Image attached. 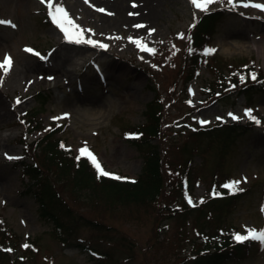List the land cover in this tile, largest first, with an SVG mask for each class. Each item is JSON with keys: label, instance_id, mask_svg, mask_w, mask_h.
Instances as JSON below:
<instances>
[{"label": "rangeland", "instance_id": "obj_1", "mask_svg": "<svg viewBox=\"0 0 264 264\" xmlns=\"http://www.w3.org/2000/svg\"><path fill=\"white\" fill-rule=\"evenodd\" d=\"M243 2L222 0L204 12L190 0H156L157 17L146 25L145 0H54L85 39L98 42L93 46L69 42L41 0H0V20L15 25L0 24V62L12 59L9 71L0 69V229L12 235L0 232V264H212L195 258L214 250L202 244L213 233L264 229V83L256 84L264 79V11ZM217 12L215 34L191 48L196 24ZM148 107L160 117L158 136L143 147L160 152L158 201L110 206L60 183L59 196L73 211L115 229L107 238L81 231L93 255L57 242L17 164L37 163L47 176L27 144L52 126L67 150L87 148L105 171L136 179L143 157L126 136L145 123ZM241 122L249 127L238 128ZM232 180L244 194L229 204L222 185ZM29 240L34 244L24 247ZM220 264H264V247L253 241L243 259Z\"/></svg>", "mask_w": 264, "mask_h": 264}, {"label": "trees", "instance_id": "obj_2", "mask_svg": "<svg viewBox=\"0 0 264 264\" xmlns=\"http://www.w3.org/2000/svg\"><path fill=\"white\" fill-rule=\"evenodd\" d=\"M221 18L222 14L219 12L214 15L211 13L205 14L194 29L191 48L198 50L201 44L207 43L215 34L217 23ZM198 26L199 29L197 31ZM232 73L233 76L236 75V72ZM233 76L230 75V77ZM237 76L239 77V74ZM227 85L233 86L234 83L229 80ZM248 87L253 86L250 85ZM158 113L157 109L151 110L148 107L145 123L136 129L137 132H127L128 136H126V139L140 147L141 151H139L144 162L141 175L134 180H129L118 173H113V175L121 177L119 180L111 176H98L96 167L87 156L76 155L65 149L64 142L61 138H58V133L55 129L45 132L41 138L27 145L28 147H35L36 153L42 157L43 171H46L47 176L37 167V163L34 165V163L19 161L17 164L18 167L24 169L26 176L30 178L31 182L27 186L29 193L34 195L35 199L40 202V216L52 221L55 227L54 238L57 242L67 246L83 247V251L96 253L94 249L90 248L81 239V231L88 230L107 238L115 229L103 221H97L73 211V208L69 207L59 196L57 187L60 183L67 182L75 192L86 191L94 195V197L100 195L110 206H126L127 204L140 206L154 204L158 201L164 189L160 152L155 147H152L150 151H146L143 148L149 145L151 136H158L157 133L160 131ZM245 126L244 124H237L238 128H245ZM34 187H37V190H34ZM242 194H244L243 189L242 191L234 190L230 191V193L227 192L225 197L231 204L236 202L237 198ZM0 232L6 235V238L12 236L9 234L10 230L8 228L5 229L3 227ZM235 233L234 231L229 232L227 235L225 233L219 235L213 233L210 236V240H204L202 244L206 246L210 244L214 250L198 254L195 260L205 259L206 262L220 264L225 260L234 262L243 259L252 248L253 241L237 243L233 239V234ZM25 243V245L29 246L33 245L34 241L29 240ZM94 264L107 263L97 260Z\"/></svg>", "mask_w": 264, "mask_h": 264}, {"label": "snow or ice", "instance_id": "obj_3", "mask_svg": "<svg viewBox=\"0 0 264 264\" xmlns=\"http://www.w3.org/2000/svg\"><path fill=\"white\" fill-rule=\"evenodd\" d=\"M85 2H88V0H85ZM190 2L193 4V6L200 10L207 12L209 9V6L214 4V3H219L222 2V0H190ZM41 3H47L49 7V15L53 21L54 24H56L60 30L64 33L65 38L69 42H75V43H87V44H92L93 46H96L98 44L97 41H93L91 39H85L83 36V29L80 28L79 25L75 24V22L71 19L69 16L68 12L66 9L60 5V4H55L54 0H41ZM228 3L230 5H233L235 7V0H228ZM135 6V5H133ZM241 6L247 8V7H253L256 9H259L261 11H264V3H255L253 0H246V2H243ZM101 12H104V9H98ZM111 15L112 13H108ZM131 15V14H130ZM0 24H8L12 27H15V25H12L10 21H4L0 20ZM135 27H143V25H135ZM154 31V30H151ZM150 31V34H151ZM181 38L183 36L181 35ZM131 39V38H129ZM134 43H137L138 46L144 50V51H149L152 52L153 54L155 53V49H149L146 48L141 41H133ZM100 47H107L106 45L100 44ZM26 52H31L35 55H39V53H35L34 50L32 49H25ZM208 51H213V50H208ZM41 59H45L44 57H41ZM12 67V59L10 56H5L2 62H0V69H3L5 72L9 71ZM252 78L255 79V74H252ZM243 80L244 78L241 77ZM20 101L17 100V103ZM231 115V114H230ZM245 115L249 117V119L255 120L256 118L252 116L251 110H246ZM233 119H239V117L233 116ZM259 123V121H256ZM202 124L207 123L206 121H201ZM81 155L87 156V158L92 162V164L96 167L98 171V176H111L114 179H121L119 176H114L112 173H109L105 171L99 162L97 161L96 157L87 149H81L80 150ZM9 159H19L18 157H8ZM79 158V157H78ZM240 181H232L230 183H227L225 185H222V187H225L229 189L230 191H242V189H239L237 186L240 184ZM262 211H264V208H262ZM233 239L237 243H244L248 241H258L262 247H264V229H246V234H240V233H235L233 234ZM25 247H28V245H24Z\"/></svg>", "mask_w": 264, "mask_h": 264}, {"label": "bare ground", "instance_id": "obj_4", "mask_svg": "<svg viewBox=\"0 0 264 264\" xmlns=\"http://www.w3.org/2000/svg\"><path fill=\"white\" fill-rule=\"evenodd\" d=\"M145 3H146L147 8H148L147 14L145 16V20L147 22L146 25H150V24L154 23V21H152V20H155V18L157 17L156 14H157V9H158V4L156 3V0H145ZM224 51L229 52V49H224ZM65 70H66V72H68V69H65ZM68 113L72 114L73 111L68 110ZM2 116L4 117L5 114H2Z\"/></svg>", "mask_w": 264, "mask_h": 264}]
</instances>
